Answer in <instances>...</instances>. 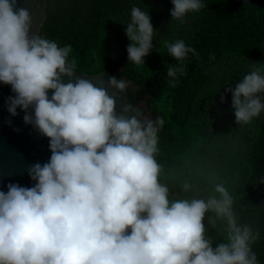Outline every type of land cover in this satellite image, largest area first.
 I'll list each match as a JSON object with an SVG mask.
<instances>
[{
    "label": "clouds",
    "instance_id": "obj_1",
    "mask_svg": "<svg viewBox=\"0 0 264 264\" xmlns=\"http://www.w3.org/2000/svg\"><path fill=\"white\" fill-rule=\"evenodd\" d=\"M16 2L0 0V81L16 93L9 112L25 110V122L50 138L52 155L30 167L34 187L9 184L7 193L0 191V264H258L249 245L259 233L238 225L224 185L215 187L219 198L169 199L155 159L164 118L141 120L133 105L123 109L130 116L117 115L106 88L80 77L64 83L62 76L77 72L71 45L30 35L32 16ZM172 4L171 16L181 22L205 7L201 0ZM155 33L149 13L134 6L126 28L130 63H145ZM166 47L180 62L196 53L183 40ZM184 72L182 63L167 66L168 83ZM108 83L121 92L129 86L115 76ZM226 91L238 124L264 110L260 69ZM190 187L183 184L184 191ZM208 212L227 219L228 242L213 247L203 222ZM208 222L215 227L212 216Z\"/></svg>",
    "mask_w": 264,
    "mask_h": 264
},
{
    "label": "trees",
    "instance_id": "obj_2",
    "mask_svg": "<svg viewBox=\"0 0 264 264\" xmlns=\"http://www.w3.org/2000/svg\"><path fill=\"white\" fill-rule=\"evenodd\" d=\"M39 1L46 4L43 37L61 47L71 45L76 73L108 70L117 79L126 77L135 85L129 88L133 107L145 101L155 118H164L155 159L169 199L219 198L215 187L224 185L233 197L238 225L259 233L249 246L258 264H264V110L238 124L232 93L226 91L255 69L264 75V0H201L205 7L186 13L183 22L173 20L172 0ZM134 6L149 13L157 31L153 49L140 65L113 53L115 43L125 51L131 43L126 28ZM177 40L196 53L176 61L166 42ZM181 63L184 74L169 84L167 66ZM257 95L264 103V92ZM185 182L191 185L188 191ZM203 222L213 247L228 242L226 218L208 212Z\"/></svg>",
    "mask_w": 264,
    "mask_h": 264
},
{
    "label": "water",
    "instance_id": "obj_3",
    "mask_svg": "<svg viewBox=\"0 0 264 264\" xmlns=\"http://www.w3.org/2000/svg\"><path fill=\"white\" fill-rule=\"evenodd\" d=\"M36 0H17L16 8H26L32 16L30 35L38 34V18L35 12ZM88 79L99 87L108 90L111 96L116 98L117 115L130 116L131 113L124 112V106L132 105L129 96V87L124 91L112 88L108 81L112 77L108 70L100 75H82L75 73L72 78L62 76L64 83L73 82L75 78ZM118 80H124L123 78ZM125 81V80H124ZM131 82V81H130ZM134 87V85L130 86ZM54 90H49L51 98ZM16 95L12 86L0 81V191L8 192L9 184H18L21 187H34L37 181L29 175L30 167L39 163L50 161L52 151L50 148V138L43 135L34 123H26L25 110L18 107L17 115H12L8 110L9 97ZM34 116V107L28 109ZM130 233V229H129Z\"/></svg>",
    "mask_w": 264,
    "mask_h": 264
},
{
    "label": "rangeland",
    "instance_id": "obj_4",
    "mask_svg": "<svg viewBox=\"0 0 264 264\" xmlns=\"http://www.w3.org/2000/svg\"><path fill=\"white\" fill-rule=\"evenodd\" d=\"M35 12H36L37 18H38V34L43 36L42 26H43V23H44L45 17H46V4L42 1L36 0ZM113 53L115 54L116 58L121 59V60H125V59L129 58L128 52L125 51L121 47V45H119L117 43H115L113 46ZM118 69H119V71H122V66H119ZM123 79L128 82L129 88H133V87H130V86L134 85L132 82H130V80H128L126 77H123ZM134 87H135V85H134ZM136 109L138 110V113H139L138 118H140L141 120H145V119L155 120V117L151 114V112L147 108L145 101L140 102L137 105ZM139 110H141V111H139Z\"/></svg>",
    "mask_w": 264,
    "mask_h": 264
}]
</instances>
